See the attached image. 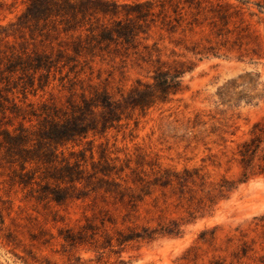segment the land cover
Wrapping results in <instances>:
<instances>
[{
	"label": "rangeland",
	"instance_id": "obj_1",
	"mask_svg": "<svg viewBox=\"0 0 264 264\" xmlns=\"http://www.w3.org/2000/svg\"><path fill=\"white\" fill-rule=\"evenodd\" d=\"M209 1L216 11L206 13L203 33L152 27L138 39L156 44L150 58L132 49L111 51L95 57L80 77L115 92L136 79L151 81L156 59L185 61L182 91L145 113L130 111L119 128L94 137L93 160L102 142L117 167L146 173L199 168L204 190L223 179L230 181L228 190L204 195L196 180L183 193L152 185L135 189L139 200L132 207L86 191L85 197L56 203L10 185L8 171L0 167V264H264V176L243 178L235 154L252 126L264 124V0ZM25 4L0 0V26L14 21ZM220 13L228 14L230 32L215 38L208 22H220ZM194 46L203 53L185 49ZM15 95L24 100L21 92ZM66 95L55 79L27 92L25 101L60 103ZM86 148L85 141L76 147ZM85 156L89 168L87 150ZM129 172L125 168L122 175ZM172 220L178 230L167 234L162 227L173 226ZM144 228L154 234L144 237ZM118 231L141 237L121 241Z\"/></svg>",
	"mask_w": 264,
	"mask_h": 264
},
{
	"label": "trees",
	"instance_id": "obj_2",
	"mask_svg": "<svg viewBox=\"0 0 264 264\" xmlns=\"http://www.w3.org/2000/svg\"><path fill=\"white\" fill-rule=\"evenodd\" d=\"M215 11L209 0H26L16 19L0 26V167L8 171L9 184L38 200L61 203L85 197L86 191L130 207L139 200L135 189L149 185L183 193L192 191L191 185L199 180L198 190L204 195L228 190L230 181L225 179L204 190L205 176L199 168L181 172L158 168L146 173L128 165L117 167L102 142L97 144L99 159L93 160L94 137L119 128L130 111L145 113L182 91L181 77L188 70L185 61L168 64L156 59L151 81L136 79L129 89L117 87L115 92L80 77L91 69L89 63L95 57L111 51L132 49L142 59L150 58L158 51L156 44L149 46L138 39L152 27L169 33H203L206 13ZM219 17L220 22H208L209 35L215 38L230 32L228 14ZM185 49L203 53L195 46ZM55 79L67 91L63 102L25 101L27 92L43 90ZM17 91L23 101L16 100ZM250 134L235 152L243 178L264 176V124H254ZM82 141L87 148L76 149ZM125 168L130 172L122 175ZM170 223L173 226L162 230L176 234V222ZM143 230L144 237L154 234ZM118 234L121 241L141 237Z\"/></svg>",
	"mask_w": 264,
	"mask_h": 264
}]
</instances>
